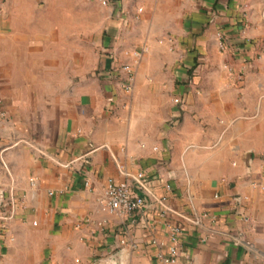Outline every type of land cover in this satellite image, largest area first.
<instances>
[{
    "label": "crops",
    "instance_id": "1",
    "mask_svg": "<svg viewBox=\"0 0 264 264\" xmlns=\"http://www.w3.org/2000/svg\"><path fill=\"white\" fill-rule=\"evenodd\" d=\"M113 1L4 0L0 264H264V0Z\"/></svg>",
    "mask_w": 264,
    "mask_h": 264
},
{
    "label": "built area",
    "instance_id": "2",
    "mask_svg": "<svg viewBox=\"0 0 264 264\" xmlns=\"http://www.w3.org/2000/svg\"><path fill=\"white\" fill-rule=\"evenodd\" d=\"M104 5H111L113 0H102ZM4 0H0V13L3 10ZM221 48L225 49V45L221 43ZM118 71L120 74L131 72L129 65H122ZM124 88H129V84L123 80ZM175 102H180L179 99H175ZM3 115V112H0ZM106 202L108 209L113 213L121 214L127 218H130L138 212L145 211L151 204L150 199H153V194L150 190L149 179L144 172H138L133 176L132 181L116 182L114 179H110L105 190ZM157 202L162 205L164 210H168L165 205V198H157ZM8 216L0 214V220H6ZM171 238L174 242H178L181 228L179 226H171L170 229ZM156 243V241H154ZM122 244L125 241L122 240ZM179 253L178 245H173L169 248L168 254L160 252L158 258L165 263H174L177 261Z\"/></svg>",
    "mask_w": 264,
    "mask_h": 264
}]
</instances>
